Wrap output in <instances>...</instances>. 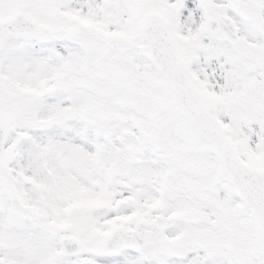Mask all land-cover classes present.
Instances as JSON below:
<instances>
[{"label": "snow or ice", "instance_id": "obj_1", "mask_svg": "<svg viewBox=\"0 0 264 264\" xmlns=\"http://www.w3.org/2000/svg\"><path fill=\"white\" fill-rule=\"evenodd\" d=\"M0 264H264V0H0Z\"/></svg>", "mask_w": 264, "mask_h": 264}]
</instances>
